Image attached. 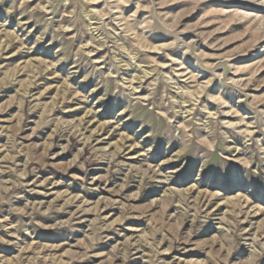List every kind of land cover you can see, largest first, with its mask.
<instances>
[{
  "label": "rangeland",
  "instance_id": "obj_1",
  "mask_svg": "<svg viewBox=\"0 0 264 264\" xmlns=\"http://www.w3.org/2000/svg\"><path fill=\"white\" fill-rule=\"evenodd\" d=\"M0 264H264V0H0Z\"/></svg>",
  "mask_w": 264,
  "mask_h": 264
}]
</instances>
